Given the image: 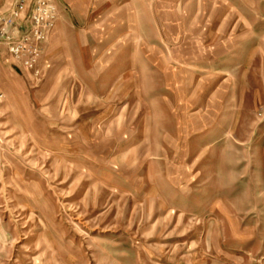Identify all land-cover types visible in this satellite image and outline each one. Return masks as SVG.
Returning <instances> with one entry per match:
<instances>
[{"label":"rangeland","instance_id":"rangeland-1","mask_svg":"<svg viewBox=\"0 0 264 264\" xmlns=\"http://www.w3.org/2000/svg\"><path fill=\"white\" fill-rule=\"evenodd\" d=\"M57 6L40 74L0 43V264H264V0Z\"/></svg>","mask_w":264,"mask_h":264},{"label":"built area","instance_id":"built-area-1","mask_svg":"<svg viewBox=\"0 0 264 264\" xmlns=\"http://www.w3.org/2000/svg\"><path fill=\"white\" fill-rule=\"evenodd\" d=\"M59 17L57 0H17L15 7L0 15V43L13 59L38 75L44 45ZM3 94L0 92V102Z\"/></svg>","mask_w":264,"mask_h":264},{"label":"crops","instance_id":"crops-1","mask_svg":"<svg viewBox=\"0 0 264 264\" xmlns=\"http://www.w3.org/2000/svg\"><path fill=\"white\" fill-rule=\"evenodd\" d=\"M16 3H17V0H0V12H2V13L10 12L15 7ZM81 5H83V8H81V10L86 11L87 7H88V3H84ZM54 32H53V34H54Z\"/></svg>","mask_w":264,"mask_h":264}]
</instances>
